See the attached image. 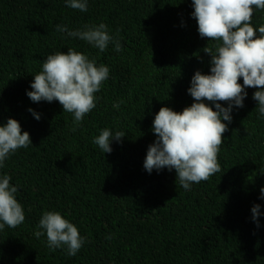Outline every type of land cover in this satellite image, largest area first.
Segmentation results:
<instances>
[{
  "label": "trees",
  "instance_id": "trees-1",
  "mask_svg": "<svg viewBox=\"0 0 264 264\" xmlns=\"http://www.w3.org/2000/svg\"><path fill=\"white\" fill-rule=\"evenodd\" d=\"M87 9L66 0H0V126L15 119L32 144L0 167L25 213L21 225L0 229V264H264V116L253 99L260 89L245 88L243 107L233 106L231 122L222 121L228 130L217 155L221 172L187 190L175 169L149 173L155 115L162 107L181 113L195 102L188 92L193 76L211 74L203 49L215 51L220 42L200 36L193 0H87ZM101 23L119 52L112 42L101 52L57 31ZM251 24L259 37L264 9H253ZM69 49L109 68L96 107L79 125L58 101L27 95L47 57ZM238 82L243 86L242 77ZM104 129L125 134L111 141V153L94 143ZM45 212L77 227L84 244L75 256L67 246H48L38 228ZM36 231L44 235L38 239Z\"/></svg>",
  "mask_w": 264,
  "mask_h": 264
},
{
  "label": "clouds",
  "instance_id": "clouds-1",
  "mask_svg": "<svg viewBox=\"0 0 264 264\" xmlns=\"http://www.w3.org/2000/svg\"><path fill=\"white\" fill-rule=\"evenodd\" d=\"M66 3L81 12L88 10L87 0H66ZM193 5L192 15L197 20L200 36L220 42L215 51L208 46L203 49L211 56V74L197 71L193 76L188 92L195 102L190 107L181 113L162 107L155 115L153 130L157 139L149 146L144 162L149 173L165 167L175 169L180 185L186 190L191 183L207 181L221 172L217 155L224 142L223 134L228 130L222 121L231 122L233 106L243 107L247 96L245 88L260 89L255 91L253 99L258 102L259 115L264 116V25L258 28L257 37V29L251 24L253 9H264V0H193ZM57 31L84 40L101 52L110 42L117 52L121 50L119 41L109 35L103 23L83 31H68L66 26H57ZM108 77L107 66L97 67L94 60L69 49L67 54L60 52L47 57L42 71L34 75L33 91L27 95L33 102L58 101L63 111L74 114V123L79 125L96 107L94 94ZM241 77L243 86L238 82ZM204 100L213 102L216 110L202 102ZM220 101L228 102V107H222ZM113 107L118 108L119 104ZM29 111L40 119L33 109ZM124 136L122 132L113 135L104 129L94 143L103 153H111V141H120ZM30 144L29 133L22 134L19 122L9 118L5 126H0V167L10 153ZM10 179L8 175L0 177V229L5 225L16 228L25 221L24 209L14 195L17 187L10 185ZM261 198H264V188ZM259 209L260 205L251 209L257 227ZM38 228L46 232L51 249L67 246L69 256H75L84 244L77 227L58 212H45ZM44 232L36 231L34 235L39 239Z\"/></svg>",
  "mask_w": 264,
  "mask_h": 264
}]
</instances>
